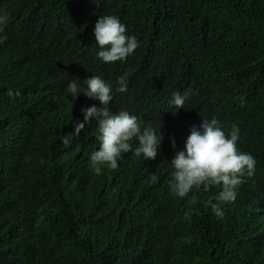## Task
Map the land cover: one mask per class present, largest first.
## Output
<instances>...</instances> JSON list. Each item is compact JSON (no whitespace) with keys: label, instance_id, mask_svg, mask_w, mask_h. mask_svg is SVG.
I'll return each mask as SVG.
<instances>
[{"label":"trees","instance_id":"1","mask_svg":"<svg viewBox=\"0 0 264 264\" xmlns=\"http://www.w3.org/2000/svg\"><path fill=\"white\" fill-rule=\"evenodd\" d=\"M0 10L9 16L0 43V264H264V0H0ZM104 15L138 39L125 62L97 59L93 31ZM91 75L108 79L114 112L161 130L154 160L135 155L133 139L117 169L97 174L96 121L63 143L81 108L99 106L83 93L65 99L71 80L83 91ZM174 93H188L178 110ZM202 118L226 133L238 127V149L256 159L235 201L219 205L223 217L211 208L220 187L181 198L169 185L165 141Z\"/></svg>","mask_w":264,"mask_h":264},{"label":"clouds","instance_id":"2","mask_svg":"<svg viewBox=\"0 0 264 264\" xmlns=\"http://www.w3.org/2000/svg\"><path fill=\"white\" fill-rule=\"evenodd\" d=\"M8 23V14L0 10V43L6 39L3 32ZM93 35L99 49L97 59L105 64L125 62L140 46L137 37L128 35L127 26L115 15L99 16ZM78 80L74 78L67 84L65 99L68 96L77 99L83 93L99 101V106L93 104L81 108L83 120L73 123V132L64 137L63 143H70L71 136H79L86 125L96 121L99 147L91 153L89 163L97 174L102 172L105 165L117 169L123 155L133 150L130 143L133 139L138 142L135 155L142 156L145 161L154 160L162 149L159 147L164 145L161 130L145 126L142 120L126 109L114 112L119 105L115 104L108 79L99 75L82 79L83 91ZM118 84L120 93L128 91L127 73L118 78ZM7 96L15 99L20 96V92L9 89ZM187 98L188 93H174L171 106L178 110L184 107ZM185 126L187 129H183L186 131L184 134L171 137L169 142L165 141L173 149L169 159L170 188L183 198L193 188L203 187L207 191L211 186L220 187L221 191L216 197L219 203L211 204V208L216 216L223 217L224 212L219 205L235 201L239 186L245 182L244 178L255 174L256 159L252 154L238 149V127L226 133L216 118L193 119L186 122ZM156 179L153 175L152 180Z\"/></svg>","mask_w":264,"mask_h":264}]
</instances>
